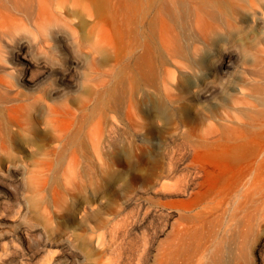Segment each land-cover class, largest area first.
<instances>
[{
    "label": "rangeland",
    "instance_id": "374dc122",
    "mask_svg": "<svg viewBox=\"0 0 264 264\" xmlns=\"http://www.w3.org/2000/svg\"><path fill=\"white\" fill-rule=\"evenodd\" d=\"M100 2V14L113 18L108 33L103 17L97 20L101 47L92 43L97 26L84 13L68 15L71 36L65 33L82 63L79 80L83 73L85 86L76 92L78 104L85 100L93 108L106 139L103 149L120 160L107 170L82 171L81 181L68 169L50 172V238L67 246L49 247L29 264H264V81L242 72L259 55L254 48L264 33L257 34L262 36L248 58L236 61L223 90L193 109L197 119L164 124L150 102L160 99V57L159 63L154 58L160 0ZM244 14L240 10L238 17ZM143 34L147 77L138 83L127 57ZM214 58L210 53L199 61L195 74L207 73ZM153 64L159 66L155 82ZM141 92L143 107L136 102ZM129 111L140 129L126 126ZM60 119L65 125L66 117ZM33 169L27 175L38 182ZM40 213L35 206L25 220L33 215L41 224ZM161 248L172 252L166 260Z\"/></svg>",
    "mask_w": 264,
    "mask_h": 264
},
{
    "label": "bare ground",
    "instance_id": "6f19581e",
    "mask_svg": "<svg viewBox=\"0 0 264 264\" xmlns=\"http://www.w3.org/2000/svg\"><path fill=\"white\" fill-rule=\"evenodd\" d=\"M107 1V6H111V0ZM102 5L100 0H0V50L7 49V58L0 57V74L15 73L16 84L8 89L0 88V226L12 227L0 230V264H29L49 247L60 250L67 246L62 240L50 238L49 193L53 169H68L81 181L86 171L107 170L111 163L120 160L110 156L109 149H103L106 139L99 122L94 120L93 108H86L85 100L78 104L76 92L81 88L82 63L80 53L75 52L65 31L50 30L60 61L52 65L43 57L34 59L35 45L23 36L11 43L15 33L6 29L12 25L28 29L49 19L66 25L70 13H84L96 26L102 16L109 26L105 29L108 33L113 18L100 14ZM240 10L245 13L242 17H238ZM156 12L158 17L160 14V34L154 40L157 52L154 58L159 63L160 57V99L150 102L162 123L184 124L197 119L198 111L195 113L193 109L221 92L232 76L236 61L244 56L248 58V50L256 46L254 41L261 35L257 34L264 33L261 31L264 0H160V10L157 8ZM94 31L95 40L91 41L101 47L103 39L98 36V26ZM259 45L256 46L259 49L253 47L256 55L259 52L257 56L253 54L255 60L244 59L250 62L244 61L249 67L241 66L242 72L253 81H264V42ZM40 52L47 54L44 46ZM210 53L215 58L209 71L195 74L197 63L207 61ZM129 62L133 64L131 79L143 83L148 63L144 34L139 35L136 53L131 59L127 57ZM158 67L152 65L154 82ZM49 81L53 87L44 90L43 95L36 93ZM184 95H188L185 100ZM145 101L147 98L141 92L136 102L143 107ZM70 104L78 105L72 108ZM26 105L33 107L30 114L25 110ZM135 115L129 111L126 126L140 129L142 123L136 121ZM62 116L66 117L65 125L60 123ZM115 150L116 155L123 148ZM33 167L37 168L38 182L27 175L34 171ZM37 193L39 200L34 198ZM35 206L41 208V224L32 220L33 215L25 220ZM24 242H33L36 247L24 248ZM162 250L160 253L166 260L170 251Z\"/></svg>",
    "mask_w": 264,
    "mask_h": 264
},
{
    "label": "clouds",
    "instance_id": "9594fccd",
    "mask_svg": "<svg viewBox=\"0 0 264 264\" xmlns=\"http://www.w3.org/2000/svg\"><path fill=\"white\" fill-rule=\"evenodd\" d=\"M54 28L63 29L64 31L69 33L71 36L69 29L62 22H59L55 19L46 20L45 22L41 24L30 26L28 29H23L18 25H12V26H9L6 29V31H8L9 33H15L14 38L12 39L11 43H13L17 37L23 36L25 39L29 41L30 44L35 45L34 59L37 57H43L48 63L52 65H58L60 63L59 57L57 53L55 52L51 39H50V30ZM33 34L35 35V39H33ZM71 42L74 45L75 52L77 53V45L75 44V42L72 41V38H71ZM41 46H44L46 48L47 54L40 52ZM53 56L55 58H53ZM0 57L7 58V49L5 47L4 49L0 50ZM82 77L83 79L80 82L81 89L85 86L83 83L84 81L83 73H82ZM10 85L16 86L15 73L10 76L7 74H0V88L8 89ZM51 87H53V84L51 81H49L47 84H45L42 87L41 91L36 92V93H42L43 95L44 90L51 88ZM33 94H30V96ZM25 110L28 111L30 114L33 110V107L29 108V106L26 105Z\"/></svg>",
    "mask_w": 264,
    "mask_h": 264
}]
</instances>
